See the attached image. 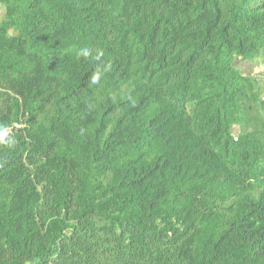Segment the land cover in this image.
I'll return each instance as SVG.
<instances>
[{"label":"trees","instance_id":"16d2710c","mask_svg":"<svg viewBox=\"0 0 264 264\" xmlns=\"http://www.w3.org/2000/svg\"><path fill=\"white\" fill-rule=\"evenodd\" d=\"M237 59L264 65V0H0V264H264Z\"/></svg>","mask_w":264,"mask_h":264},{"label":"clouds","instance_id":"9594fccd","mask_svg":"<svg viewBox=\"0 0 264 264\" xmlns=\"http://www.w3.org/2000/svg\"><path fill=\"white\" fill-rule=\"evenodd\" d=\"M77 55H78L79 57H83V58H85V59L90 58V57L93 56V49L90 48V47H83V48H81V49L78 50ZM101 55H103V53L100 52L99 50H96L95 58H96V59H99ZM105 70H107V69L105 68ZM102 75H103V72H102L100 69H97V70L92 74V76L90 77L91 83H92L93 85L99 84ZM247 75H248V74H247ZM251 76H252V75H251ZM2 140H3V135L0 134V141H2Z\"/></svg>","mask_w":264,"mask_h":264},{"label":"rangeland","instance_id":"374dc122","mask_svg":"<svg viewBox=\"0 0 264 264\" xmlns=\"http://www.w3.org/2000/svg\"><path fill=\"white\" fill-rule=\"evenodd\" d=\"M236 63L245 74L261 77L264 76V65L260 64L258 61L248 63L237 59Z\"/></svg>","mask_w":264,"mask_h":264}]
</instances>
